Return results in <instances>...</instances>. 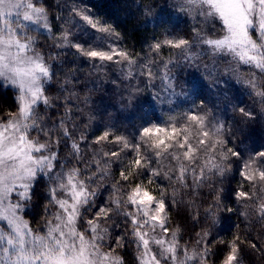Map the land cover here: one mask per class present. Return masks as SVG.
I'll list each match as a JSON object with an SVG mask.
<instances>
[{
    "label": "snow or ice",
    "instance_id": "1",
    "mask_svg": "<svg viewBox=\"0 0 264 264\" xmlns=\"http://www.w3.org/2000/svg\"><path fill=\"white\" fill-rule=\"evenodd\" d=\"M124 7L0 0V264H264V0Z\"/></svg>",
    "mask_w": 264,
    "mask_h": 264
},
{
    "label": "trees",
    "instance_id": "2",
    "mask_svg": "<svg viewBox=\"0 0 264 264\" xmlns=\"http://www.w3.org/2000/svg\"><path fill=\"white\" fill-rule=\"evenodd\" d=\"M92 3L95 4L96 9L99 10L102 14H115L120 21L123 22L122 25V31L127 30L129 34V44L135 45L137 50H139L140 44L143 42V39L145 36L150 37L151 36V30H149L147 33L139 30L136 27V21L132 19V17H128L125 19V13L126 12H133L135 13V8H125L124 3L125 0H92ZM185 26L180 25V29L184 30ZM137 33H139L137 35ZM258 145L264 144V139L260 137H254Z\"/></svg>",
    "mask_w": 264,
    "mask_h": 264
}]
</instances>
